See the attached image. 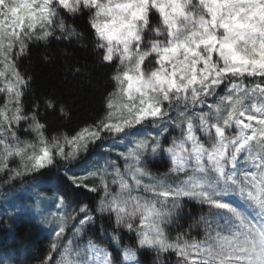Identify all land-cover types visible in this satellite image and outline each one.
<instances>
[{
    "label": "snow or ice",
    "instance_id": "obj_1",
    "mask_svg": "<svg viewBox=\"0 0 264 264\" xmlns=\"http://www.w3.org/2000/svg\"><path fill=\"white\" fill-rule=\"evenodd\" d=\"M33 49L82 51L66 70L104 81L70 131ZM17 183L31 207L0 222L44 233L36 264H264V0H0V186Z\"/></svg>",
    "mask_w": 264,
    "mask_h": 264
},
{
    "label": "trees",
    "instance_id": "obj_2",
    "mask_svg": "<svg viewBox=\"0 0 264 264\" xmlns=\"http://www.w3.org/2000/svg\"><path fill=\"white\" fill-rule=\"evenodd\" d=\"M86 58L87 54L78 50L68 61H57L53 64H46L40 58V50L33 49L31 60L25 61L26 66L34 76L35 88L37 90L53 91L59 95L66 96L70 100L73 117L71 121L64 122L65 130L68 131L77 127L82 120L93 115L95 109L99 107L98 91L104 84L101 75L97 73L94 75L92 82L88 83L86 80L81 79V77L74 76L70 70H66V68L77 63H84ZM47 180L54 181V188L66 183L57 179L54 174H49ZM78 195L84 201H88L91 197L90 193L84 191L78 193ZM193 211L196 215L202 214L199 206L194 207ZM206 213L207 211L204 209L203 214ZM104 223L107 224L108 222L104 221ZM24 226L22 225L20 228ZM20 228L17 229L16 234H19ZM114 255H118V253H114ZM141 260L143 264H151L152 257L142 256Z\"/></svg>",
    "mask_w": 264,
    "mask_h": 264
},
{
    "label": "rangeland",
    "instance_id": "obj_3",
    "mask_svg": "<svg viewBox=\"0 0 264 264\" xmlns=\"http://www.w3.org/2000/svg\"><path fill=\"white\" fill-rule=\"evenodd\" d=\"M94 151L98 152L99 150L96 149ZM74 171L79 173L81 169L77 168ZM46 183L47 187L55 189L54 181L47 180ZM29 194L25 187L19 183H17L15 189L0 186V219L12 210V206L19 203H26L31 207L30 202L27 200ZM205 210L207 211V209ZM22 225L25 226L20 228ZM18 228H20V231L19 234H16ZM20 242L23 243V247L21 248L19 260L26 261L27 264H36V261L32 260L31 257L47 247L44 233L28 222L27 218L17 219L15 228L11 232L8 231L3 222H0V250L16 248Z\"/></svg>",
    "mask_w": 264,
    "mask_h": 264
}]
</instances>
